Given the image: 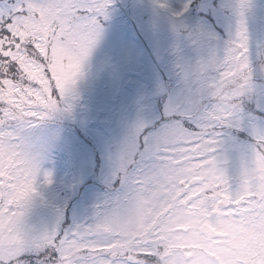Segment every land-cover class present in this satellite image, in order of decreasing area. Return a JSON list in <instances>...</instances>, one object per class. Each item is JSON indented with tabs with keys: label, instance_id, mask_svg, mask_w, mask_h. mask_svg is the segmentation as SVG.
<instances>
[{
	"label": "snow or ice",
	"instance_id": "obj_1",
	"mask_svg": "<svg viewBox=\"0 0 264 264\" xmlns=\"http://www.w3.org/2000/svg\"><path fill=\"white\" fill-rule=\"evenodd\" d=\"M0 264H264V0H0Z\"/></svg>",
	"mask_w": 264,
	"mask_h": 264
},
{
	"label": "rangeland",
	"instance_id": "obj_2",
	"mask_svg": "<svg viewBox=\"0 0 264 264\" xmlns=\"http://www.w3.org/2000/svg\"><path fill=\"white\" fill-rule=\"evenodd\" d=\"M83 196H84V193L82 192V193H81V196H80V197H77L76 200H77V201L80 200ZM73 203H76V201H73ZM78 214H79V213H78ZM41 215H47V213L42 212Z\"/></svg>",
	"mask_w": 264,
	"mask_h": 264
}]
</instances>
